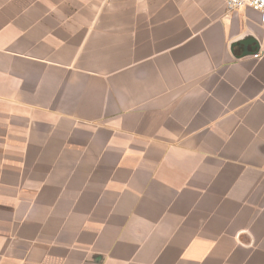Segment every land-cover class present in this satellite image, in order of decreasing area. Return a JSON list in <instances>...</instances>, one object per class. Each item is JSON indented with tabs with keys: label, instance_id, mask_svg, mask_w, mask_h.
<instances>
[{
	"label": "crops",
	"instance_id": "1",
	"mask_svg": "<svg viewBox=\"0 0 264 264\" xmlns=\"http://www.w3.org/2000/svg\"><path fill=\"white\" fill-rule=\"evenodd\" d=\"M0 264H264L259 12L0 0Z\"/></svg>",
	"mask_w": 264,
	"mask_h": 264
},
{
	"label": "built area",
	"instance_id": "2",
	"mask_svg": "<svg viewBox=\"0 0 264 264\" xmlns=\"http://www.w3.org/2000/svg\"><path fill=\"white\" fill-rule=\"evenodd\" d=\"M231 10H237L244 7H251L260 14V19L264 23V0H223ZM256 58L261 57L260 53H255Z\"/></svg>",
	"mask_w": 264,
	"mask_h": 264
}]
</instances>
